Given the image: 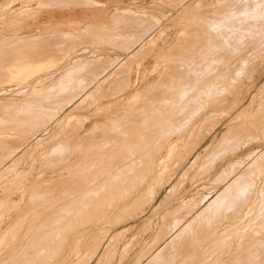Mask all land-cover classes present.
<instances>
[{
    "label": "rangeland",
    "instance_id": "obj_1",
    "mask_svg": "<svg viewBox=\"0 0 264 264\" xmlns=\"http://www.w3.org/2000/svg\"><path fill=\"white\" fill-rule=\"evenodd\" d=\"M47 1L0 0V208L16 192L29 198L0 219V264H264V0L90 1L130 12L99 29L69 6L84 24L48 37ZM26 62L51 67L20 82L11 73Z\"/></svg>",
    "mask_w": 264,
    "mask_h": 264
},
{
    "label": "bare ground",
    "instance_id": "obj_2",
    "mask_svg": "<svg viewBox=\"0 0 264 264\" xmlns=\"http://www.w3.org/2000/svg\"><path fill=\"white\" fill-rule=\"evenodd\" d=\"M38 1H40V0H38ZM67 1H68V0H66V1H62V2H67ZM71 1H72V0H71ZM71 1H70V2H71ZM84 1H85V0H84ZM84 1H83V2H84ZM86 1H87V2H90V1H88V0H86ZM43 2L45 3V1H43ZM47 2H48V1H47ZM47 2H46V3H47ZM51 2H52V1H51ZM75 2H76V1H75ZM77 2H78V1H77ZM79 2H80V1H79ZM81 2H82V0H81ZM72 3H73V1H72ZM72 3H71V5H70V7H74V6H75V4L73 3V5H72ZM84 3H85V2H84ZM97 3H98V2H97ZM257 3H258V2H257ZM42 4H43V3H42ZM48 4H50V3H47V5H48ZM79 4H80V3H79ZM81 4H83V3H81ZM88 4H90V3H88ZM245 4H246V3H245ZM245 4H244V5H245ZM39 5H40V7H42L41 4H39ZM51 5H52V4H50V6H51ZM57 5H58V4H56V6H57ZM63 5H64V4H63ZM65 5H67V4H65ZM65 5H64V6H65ZM86 5H87V4H86ZM90 5H91V4H90ZM100 5H101V4H100ZM255 5H256V4H255ZM263 5H264V4H263ZM53 6H54V4H53ZM98 6H99V4H98ZM103 6H104V5H103ZM252 6H254V5H252ZM256 6H257V5H256ZM260 6H261V5H260ZM78 7H79V6H78ZM96 7H97V6H96ZM101 7H102V6H101ZM246 7H247V6H246ZM246 7H245V8H246ZM43 8H44L43 11H46V10L48 9V7H44V6H43ZM51 8H52V7H51ZM97 8H98V7H97ZM245 8H244V9H245ZM260 8H261V7H260ZM246 9H247V8H246ZM256 9H257V8H256ZM258 9H259V8H258ZM41 10H42V9H41ZM116 10H117V9H116ZM249 10H250V9H249ZM254 10H255V9H254ZM261 10H262V9H261ZM263 10H264V9H263ZM118 11H119V13H120V16H119L118 12L116 13V15L118 14V16L121 17V13H122V14L124 13V15H125V13H129V12H130V9H129V10H121V9L119 10V9H118ZM247 11H248V10H247ZM250 11H251V10H250ZM252 11H253V9H252ZM36 12H37V11H36ZM243 12H244V11H243ZM262 12H263V11H262ZM250 13L252 14V12H250ZM260 13H261V11H260ZM31 14H33V13H31ZM258 14H259V13H258ZM261 14H262V13H261ZM261 14H260V15H261ZM112 15H113V14H112ZM126 15H127V14H126ZM256 15H257V14H256ZM129 16H130V15H129ZM244 16H245V15H244ZM252 16H253V15H252ZM123 17H124V16H123ZM137 17H138V16H137ZM128 18H129V17H128ZM131 18H132V17H131ZM135 18H136V17H134V19H135ZM138 18H140V17H138ZM141 18H142V17H141ZM110 19H112V18H110ZM125 19H126V18H125ZM113 20H115V18H114ZM125 21H126V20H125ZM133 21H134V20H133ZM120 22H121V21H120ZM135 22H136V21H135ZM248 22H249V21H248ZM248 22H247V23H248ZM254 22H255V20H254ZM114 23H115V22H114ZM126 23H127V22H126ZM128 23H129V22H128ZM138 23H139V21H138ZM147 23H148V22H147ZM132 24H133V23H132ZM143 24H144V23H143ZM143 24H142V25H143ZM252 24H253V23H252ZM252 24H251V25H252ZM128 25H129V24H128ZM142 25H141V27H142ZM144 25H145V24H144ZM103 26H104V25H103ZM103 26H101L100 28H103ZM132 26H133V25H132ZM96 27H97V26H96ZM135 27H136V26H135ZM144 27H146V26H144ZM234 27H235V26H234ZM41 28H43L41 34H42V35H46V36L48 37V35H49V34H48L49 29H48V27H47V23H44L43 25L41 24ZM104 28H105V27H104ZM138 28H139V26H138ZM90 29H91V28H90ZM117 29H118V28H117ZM130 29H131V28H130ZM122 30H123V29H122ZM78 31H79V28L72 29V32H78ZM105 31H106V30H105ZM109 31H110V30H109ZM119 31H120V30H119ZM62 32H63V31H62ZM66 32H69V31H66ZM97 32H98V31H97ZM99 32H100V31H99ZM116 32H117V31H116ZM134 32H135V31H134ZM63 33H64V32H63ZM63 33H62V34H63ZM69 33H70V32H69ZM86 33H87V32H86ZM91 33H92V32H91ZM119 33H121V32H119ZM47 34H48V35H47ZM50 34H51V33H50ZM56 34L59 35V33H56ZM72 34H73V33H72ZM84 34H85V33H84ZM111 34H112V33H111ZM133 34H134V33H133ZM145 34H146V33H145ZM42 35H41V36H42ZM60 35H61V33H60ZM63 35H64V34H63ZM68 35H69V34H67V36H68ZM108 35H109V34H108ZM112 35H113V34H112ZM114 35H115V34H114ZM41 36H40V37H41ZM49 36H51V35H49ZM53 36H56V35L54 34ZM75 36H77V35L75 34ZM75 36H74V37H75ZM79 36H80V35H79ZM102 36H103V35H102ZM138 36L140 37V35H138ZM141 36H142V35H141ZM143 36H144V35H143ZM143 36H142V37H143ZM80 37H81V36H80ZM114 37H115V36H114ZM5 38H7V37H5ZM55 38H56V37H55ZM92 38H93V37H92ZM22 39H23V38H22ZM45 39H47V38H45ZM56 39H57V38H56ZM67 39H68V38H67ZM73 39H74V38H73ZM80 39H81V38H80ZM28 40H29V39H28ZM53 40H54V38H53ZM71 40H72V39H71ZM114 40H115V39H114ZM23 41H24V40H23ZM23 41H22V42H23ZM44 41H45V40H44ZM85 41H86V40H85ZM112 41H113V40H112ZM115 41H116V40H115ZM2 42H3V40H2ZM4 42H5V40H4ZM66 42H67V41H66ZM80 42H81V41H80ZM118 42H119V41H118ZM136 42H137V41H136ZM136 42H135V43H136ZM12 43H13V42H12ZM52 43H53V41H52ZM59 43H60V42H59ZM64 43H65V42H64ZM106 43H107V42H106ZM132 43H133V41H132ZM135 43H133V44H135ZM60 44H61V43H60ZM73 44H74V43H73ZM83 44H84V43H83ZM83 44H82V45H83ZM88 44H91V43H88ZM125 44H126V43H125ZM133 44H132V45H133ZM8 45H9V44H8ZM75 45H76V44H75ZM86 45H87V44H86ZM111 45H112V44H111ZM114 45H115V44H114ZM116 45H117V44H116ZM132 45H131V46H132ZM6 46H7V45H6ZM33 46H34V45H33ZM39 46H40V44H39ZM48 46H49V45H48ZM50 47H51V46H50ZM118 47H120V46H118ZM129 47H130V46H129ZM11 48H12V47H11ZM19 48H20V47H19ZM32 48H33V47H32ZM40 48H41V47H40ZM47 48H48V47H47ZM76 48H77V47H76ZM117 49H118V48H117ZM123 49H125V48H123ZM2 50H3V49H2ZM21 50H22V49H21ZM31 50H32V49H31ZM42 50H43V49H42ZM54 50H56V49H54ZM67 50H68V49H67ZM130 50H131V49H130ZM10 51H11V50H10ZM28 52H29V50H28ZM32 52H33V51H32ZM65 52H66V51H65ZM13 53H14V51H13ZM19 53H20V52H19ZM42 53H43V52H42ZM58 53H59V52H58ZM161 53H162V52H161ZM9 54H10V53H9ZM47 54H48V52H47ZM49 54H50V53H49ZM16 55H17V54H16ZM93 55H94V54H93ZM217 56H218V55H217ZM54 57H55V56H54ZM63 57H65V56L63 55ZM98 57H99V56H98ZM101 57H102V56H100V59H101ZM124 57H125V56H124ZM106 58H109V57L106 56ZM217 58H218V57H217ZM26 59H27V58H26ZM29 59H30V58H29ZM47 59H48V58H47ZM47 59H46V60H47ZM83 59H84V58H83ZM100 59L97 58V60H98L97 63L100 61ZM111 59H112V58H111ZM211 59H213V58H211ZM49 60H50V59H49ZM60 60H61V59H60ZM79 60L81 61L80 58H76V59H75L76 64L72 61V62H73L72 65H75V66L78 65L77 63L80 62ZM101 60H104V59H101ZM109 60H110V59H109ZM116 60H117V59H116ZM179 60H182V59H179ZM214 60H215V59H214ZM223 60H224V59H223ZM2 61H3V60H2ZM27 61H28V60H27ZM51 61H52V60H51ZM77 61H78V62H77ZM84 61H85V60H84ZM89 61H91V60H89ZM85 62H86V61H85ZM91 62H92V61H91ZM109 62H110V61H109ZM182 62H183V60H182ZM215 62H216V61H215ZM2 63H3V62H2ZM35 63H36V62H35ZM53 63H54V62H53ZM80 63H81V62H80ZM87 63H88V62H87ZM87 63H84V64H87ZM93 63H94V62H93ZM176 63H177V62H176ZM178 63H179V62H178ZM183 63H184V62H183ZM188 63H189V62H188ZM219 63H220V62H219ZM89 64H90V63H89ZM216 64H217V63H215V65H216ZM55 65H56V64H55ZM57 65H58V64H57ZM91 65H93V64H91ZM94 65H95V64H94ZM192 65H193V64H192ZM210 65H211V64H210ZM83 66H84V65H83ZM87 66L89 67V65H87ZM184 66H185V65H184ZM188 66H189V65H188ZM206 66H208V65H206ZM211 66H212V65H211ZM8 67H9V66H8ZM12 67H13V66H12ZM50 67H51V64H50V63H46V62H45V63H44V62H43V63L40 62V63H38V64L36 63L35 65H34V64H30L29 62H28V63L26 62L25 64H23V70H22V72H20V71H18V72H13V73H11V75H12L15 79L20 80V82H21L22 79H24L25 77L28 78L30 74H32V73H36L37 71L47 70V69H49ZM70 67H71V66H70ZM92 67H93V66H92ZM214 67H215V66H214ZM73 68H74V66H73ZM80 68H81V67H80ZM93 68H94V67H93ZM106 68H107V67H106ZM190 68H191V67H190ZM198 68H199V67H198ZM209 68H210V66H209ZM211 68H212V67H211ZM8 69H9V68H8ZM90 69H91V68H90ZM94 69H95V68H94ZM108 69H109V68H108ZM165 69H166V67H165ZM202 69H204V68H202ZM10 70H11V69H10ZM10 70H9V72H10ZM75 70H76V69H75ZM87 70H88V69H87ZM87 70H86V71H87ZM95 70H96V69H95ZM211 70H212V69H211ZM213 70H214V68H213ZM11 71H12V70H11ZM31 71H32V72H31ZM88 71H89V70H88ZM96 71H97V70H96ZM96 71H95V72H96ZM203 71H204V70H203ZM67 72H70V71H67ZM93 72H94V70H93ZM195 72H196V71H195ZM197 72H198V71H197ZM197 72H196V74H197ZM199 72H200V71H199ZM0 73H3V72H0ZM41 73H42V72H41ZM104 73H105V72H104ZM207 73H208V72H207ZM6 74H7V73H6ZM63 74H65V72H63ZM66 74H68V73H66ZM72 74H73V73H72ZM93 74H95V73H93ZM99 74H100V73H99ZM194 74H195V73H194ZM196 74H195V75H196ZM201 74H202V73H200L199 75H201ZM1 75H2V74H1ZM9 75H10V74H9ZM61 75H62V74H61ZM61 75H60V79L58 78V82H59V84H60V81L62 80V78H64V77H61ZM69 75H71V74H69ZM182 75H183V74H182ZM217 75H218V74H217ZM73 76H74V75H73ZM196 76H197V75H196ZM206 76H207V75H206ZM160 77H161V76H160ZM179 77H180V76H179ZM199 77H200V76H199ZM14 78H12L11 81L13 80V82H14ZM69 78H70V77H69ZM122 78H123V77H122ZM168 78H169V77H168ZM177 78H178V77H177ZM200 78H201V77H200ZM42 79H43V78H42ZM64 79H66V78H64ZM64 79H63V80H64ZM84 79H85V78H84ZM156 79H157V78H156ZM218 79H219V78H218ZM220 79H221V78H220ZM69 80H70V79H69ZM71 80H72V78H71ZM82 80H83V79H82ZM196 80H197V79H196ZM214 80H215V79H214ZM216 80H217V79H216ZM223 80H225V79H223ZM223 80H222V81H223ZM86 81H87V80H86ZM124 81H125V80H124ZM220 81H221V80H220ZM62 82H64V81H62ZM70 82H71V81H70ZM80 82H81V81H80ZM82 82H83V81H82ZM84 82H85V81H84ZM160 82H162V81H160ZM163 82H164V81H163ZM178 82H179V81H178ZM193 82H194V81H193ZM198 82H199V81H198ZM217 82H218V81H217ZM0 83H1V82H0ZM7 83H8V82H7ZM7 83H6V84H7ZM47 83H48V82H47ZM52 83H54V81H53ZM71 83H72V82H71ZM73 83H74V81H73ZM91 83H92V82H91ZM157 83H158V82H157ZM165 83H166V82H165ZM202 83H203V82H202ZM202 83H201V84H202ZM48 84H50V83H48ZM170 84H171V83H170ZM173 84H174V82H173ZM190 84H191V83H190ZM196 84H197V83H196ZM13 85H15V84H13ZM51 85H52V84H50V85L47 87V89H48ZM71 85H72V84H71ZM74 85H75V84H74ZM159 85H160V84H159ZM165 85H166V84H165ZM171 85H172V84H171ZM175 85H176V84H175ZM220 85H222V84H220ZM17 86H18V85H17ZM54 86H55V85H54ZM82 86H83V85H82ZM154 86H155V85H154ZM160 86H161V85H160ZM179 86H180V85H179ZM189 86H190V85H189ZM198 86H199V85H198ZM216 86H217V85H216ZM225 86H226V85H225ZM240 86H241V85H240ZM2 87H3V86H2ZM51 87H52V86H51ZM62 87H63V86H62ZM64 87H65V86H64ZM73 87H74V86H73ZM83 87H84V86H83ZM130 87H131V86H130ZM130 87H129V88H130ZM177 87H178V85H177ZM192 87H193V86H192ZM194 87H195V86H194ZM32 88H33V87H32ZM37 88H38V87H37ZM45 88H46V87H45ZM67 88L69 89V87H67ZM81 88H82V87H81ZM85 88H86V87H85ZM157 88H158V87H157ZM174 88H175V87H174ZM196 88H197V87H196ZM199 88H201V87H199ZM212 88H213V87H212ZM222 88H223V87H222ZM2 89H3V88H2ZM35 89H36V88H35ZM35 89H34V90H35ZM60 89H62V88H60ZM108 89H109V88H108ZM144 89H145V88H144ZM159 89H160V88H159ZM170 89H171V88H170ZM241 89H242V88H241ZM40 90H42V89H40ZM43 90H44V89H43ZM43 90H42V91H43ZM65 90H66V89H65ZM74 90H75V89H74ZM122 90H123V89H122ZM136 90H138V89H136ZM163 90H164V89H163ZM171 90H172V89H171ZM174 90H175V89H174ZM180 90H181V89H180ZM188 90H189V87H188ZM188 90H187V88H186V91H188ZM194 90H196V89L193 88V91H194ZM37 91H38V90H37ZM62 91L65 92L64 90H62ZM79 91H81V90H79ZM182 91H183V90H182ZM190 91H192V90L190 89ZM220 91H221V89H220ZM238 91H239V90H238ZM3 92H4V91H3ZM3 92H2V93H3ZM43 92H44V91H43ZM66 92H67V91H66ZM69 92H70V91H69ZM107 92H108V91H107ZM134 92H135V91H134ZM136 92H137V91H136ZM173 92H174V91H173ZM173 92H172V93H173ZM177 92H178V91H177ZM180 92H181V91H180ZM180 92H179V94H181ZM224 92H225V90H224ZM28 93H29V92H28ZM33 93H34V92H33ZM37 93H38V92H37ZM108 93H109V92H108ZM146 93H147V92H146ZM192 93H193V92H192ZM39 94H40V92H39ZM74 94H75V93H74ZM110 94H111V92H110ZM115 94H117V93H115ZM187 94H188V93H187ZM189 94H190V93H189ZM214 94H215V92H214ZM219 94H220V93H219ZM222 94H223V92H222ZM28 95H29V94H28ZM30 95H31V94H30ZM36 95H37V94H36ZM52 95H53V93H52ZM113 95H114V94H113ZM134 95H136V94H134ZM165 95H166V94H165ZM210 95H211V94H210ZM216 95H218V94H216ZM216 95H215V96H216ZM220 95H221V94H220ZM45 96H46V95H45ZM64 96H65V95H64ZM78 96H79V95H78ZM159 96H160V94H159ZM180 96H181V95H180ZM180 96H179V97H180ZM185 96H186V95H185ZM187 96H188V95H187ZM25 97H26V96H25ZM25 97H24V98H25ZM193 97H194V96H193ZM31 98H32V97H31ZM45 98H46V97H45ZM49 98H50V97H49ZM54 98H55V97H54ZM62 98H63V97H62ZM64 98H65V97H64ZM119 98H120V97H119ZM135 98H137V95L135 96ZM185 98H186V97H185ZM190 98H191V96H190ZM201 98H202V97H201ZM72 99H73V98H72ZM75 99H76V98H75ZM130 99H131V98H130ZM179 99H180V98H179ZM193 99H194V98H193ZM195 99H196V98H195ZM45 100H46V99H45ZM163 100H164V99H163ZM185 100H186V99H185ZM189 100H190V99H189ZM201 100H202V99H201ZM9 101H10V100H9ZM12 101H13V100H12ZM17 101H18V100H17ZM17 101H16V102H17ZM28 101H29V100H28ZM28 101H27V102H28ZM230 101H231V100H230ZM1 102H2V101H1ZM10 102H11V101H10ZM14 102H15V101H13L12 104H13ZM22 102H23V101H21V104H22V105H24V104L26 103L25 101H24V104H23ZM220 102H221V101H220ZM222 102H223V101H222ZM227 102H228V101H227ZM4 103H5V101H4ZM4 103H3V104L1 103V104H2V107H5V106H3ZM18 103H19V102H18ZM42 103H43V102H42ZM46 103H47V102H46ZM48 103H49V102H48ZM59 103H60V102H59ZM228 103H229V102H228ZM241 103H242V102H241ZM5 104H6V103H5ZM7 104H8V102H7ZM7 104H6V105H7ZM16 104H17V103H16ZM19 104H20V103H19ZM21 104H20V106H21ZM32 104H33V103H32ZM35 104H36V103H35ZM63 104H64V103H63ZM226 104H227V103H226ZM25 105H26V104H25ZM45 105H46V104H45ZM135 105H137V104H135ZM151 105H152V104H151ZM154 105H155V104H154ZM195 105H196V104H195ZM221 105H223V104H221ZM9 106H10V104H9ZM28 106H29V105H27V107H28ZM31 106H32V105H31ZM37 106H38V105H37ZM64 106H65V105H64ZM98 106H99V105H98ZM118 106H119V105H118ZM129 106H130V105H129ZM152 106H153V105H152ZM162 106H163V105H162ZM178 106H179V105H178ZM181 106H182V105H181ZM2 107H0V109H3ZM6 107H7V106H6ZM25 107H26V106H25ZM133 107H134V106H133ZM144 107H145V106H144ZM188 107H189V106H188ZM204 107H205V106H204ZM9 108H10V107H9ZM31 108H32V107H31ZM152 108H153V107H152ZM209 108H210V107H209ZM6 109H7V108H6ZM18 109H19V108H18ZM38 109H39V108H38ZM135 109H136V108H135ZM139 109H140V108H139ZM145 109H146V108H145ZM183 109H185V108H183ZM183 109H182V110H183ZM186 109H187V108H186ZM201 109H202V108H201ZM211 109H212V108H211ZM22 110H23V109H22ZM60 110H62V109H60ZM132 110H133V109H132ZM157 110H158V109H157ZM175 110H176V109H175ZM182 110H181V111H182ZM195 110H196V109H195ZM197 110H198V109H197ZM199 110H200V109H199ZM199 110H198V111H199ZM214 110H215V109H214ZM23 111H24V110H23ZM38 111H39V110H38ZM40 111H41V110H40ZM44 111H45V108H44ZM146 111H147V110H146ZM154 111H155V110H154ZM183 111H184V110H183ZM200 111H201V110H200ZM206 111H207V110H206ZM36 112H37V111H36ZM42 112H43V111H42ZM42 112H41V113H42ZM51 112H52V111H51ZM172 112H173V111H172ZM175 112H176V111H175ZM193 112H195V111H193ZM3 113H4V112H3ZM13 113H14V112H13ZM22 113H23V112H22ZM27 113H28V112H27ZM29 113H30V111H29ZM153 113H155V112H153ZM166 113H167V112H166ZM182 113H183V112H182ZM207 113H208V112H207ZM20 114H21V113H20ZM43 114H44V112L42 113V115H43ZM123 114H124V113H123ZM176 114H178V113L176 112ZM183 114H185V113H183ZM9 115H10V114H9ZM15 115H16V114H15ZM42 115H41V116H42ZM44 115H46V114H44ZM53 115H55V114H53ZM157 115H158V114H157ZM165 115H167V114H165ZM13 116H14V115H13ZM16 116H17V115H16ZM33 116H34V115H33ZM38 116H39V115H38ZM41 116H40V117H41ZM48 116H49V114H48ZM158 116H159V115H158ZM160 116H161V115H160ZM167 116H168V115H167ZM167 116H165V117H167ZM174 116H175V115H174ZM26 117H27V116H26ZM42 117H43V116H42ZM44 117H45V116H44ZM131 117H132V116H131ZM176 117H177V116H176ZM179 117H180V114H179ZM179 117H178V119H179ZM182 117H183V116H182ZM185 117H186V116H185ZM28 118H29V116H28ZM30 118H31V117H30ZM32 118H33V117H32ZM46 118H47V117H46ZM122 118H123V117H122ZM146 118H147V117H146ZM154 118H155V117H154ZM174 118H175V117H174ZM191 118H192V117H191ZM199 118H201V117H199ZM47 119H48V118H47ZM49 119H50V118H49ZM120 119H121V118H120ZM167 119H168V118H167ZM15 120H16V119H15ZM43 120H44V119H43ZM125 120H126V119H125ZM125 120H124V121H125ZM139 120H140V119H139ZM192 120H193V119H192ZM19 121H20V120H19ZM23 121H24V120H23ZM120 121H121V120H120ZM186 121H188V120H186ZM186 121H185V123H186ZM12 122H13V121H12ZM12 122H11V123H12ZM39 122H40V121H39ZM151 122H152V121H151ZM165 122H166V121H165ZM168 122H169V121H168ZM174 122H175V121H174ZM183 122H184V120H183ZM189 122H190V121H189ZM193 122H194V121H193ZM8 123H9V122H8ZM33 123H34V122H33ZM36 123H37V122H36ZM36 123H35V124H36ZM107 123H108V122H107ZM116 123H117V122H116ZM126 123H127V122H126ZM171 123H173V122H171ZM185 123H184V124H185ZM187 123H188V122H187ZM187 123H186V124H187ZM191 123H192V122H191ZM194 123H195V122H194ZM4 124H5V123H4ZM6 124H7V123H6ZM18 124H19V123H18ZM24 124L26 125V123H24ZM24 124H23V125H24ZM28 124H29V123H28ZM77 124H78V123H77ZM134 124H135V123H134ZM175 124H176V123H175ZM195 124H197V122H196ZM195 124H194V125H195ZM38 125H39V124H38ZM124 125H125V124H124ZM181 125H182V124H181ZM181 125H180V126H181ZM188 125H190V124L188 123L186 126H188ZM200 125H201V124H200ZM5 126H7V125H5ZM16 126H17V125H16ZM39 126H40V125H39ZM39 126H38V127H39ZM129 126H130V125H129ZM137 126H138V125H137ZM157 126L159 127L160 125H157ZM161 126H162V125H161ZM169 126H170V124H169ZM172 126H173V124H172ZM172 126H171V128H172ZM178 126H179V125H178ZM182 126H183V125H182ZM186 126H184V129L186 128L185 131L188 129ZM20 127H21V126H20ZM25 127H26V126H25ZM35 127H36V126H35ZM93 127H94V126H93ZM107 127H108V126H107ZM110 127H111V126H110ZM118 127H119V126H118ZM124 127H125V126H124ZM164 127H165V126H164ZM12 128H14V127H12ZM23 128H24V127H23ZM36 128H37V127H36ZM40 128H41V127H40ZM42 128H43V127H42ZM128 128H129V127H128ZM162 128H163V127H162ZM167 128H168V126H167ZM171 128H170V129H171ZM176 128H177V127H176ZM233 128H234V127H233ZM29 129H30V128H29ZM101 129H102V128H101ZM116 129H117V128H116ZM137 129H138V128H137ZM151 129H152V128H151ZM154 129H155V128H154ZM158 129H159V128H158ZM163 129H164V128H163ZM165 129H166V128H165ZM173 129H175V128H173ZM184 129H182L181 131H183ZM196 129H197V127H196ZM231 129H232V128H231ZM18 130H19V129H18ZM90 130H91V129H90ZM178 130L180 131V129H176V132H175V131H174V132H175L176 134H177V133L181 134L182 132H178ZM192 130H194V129L192 128ZM21 131H22V130H21ZM24 131H25V130H24ZM26 131H27V130H26ZM53 131H54V130H53ZM96 131H97V130H96ZM132 131H133V130H132ZM166 131H167V129H166ZM169 131H171V130H169ZM33 132H34V131H33ZM120 132H121V131H120ZM144 132H145V130H144ZM161 132H162V131H161ZM174 132H173V133H174ZM188 132H189V130H188ZM195 132H196V131H195ZM100 133H101V132H100ZM131 133H132V132H131ZM164 133H165V132H164ZM169 133H170V132H169ZM169 133H168V134H169ZM173 133H172L171 135H173ZM189 133H190V132H189ZM42 134H43V133H42ZM84 134H85V133H84ZM86 134H89V133H86ZM86 134H85V135H86ZM105 134H106V133H105ZM117 134H118V133H117ZM127 134H128V133H127ZM142 134H143V133H142ZM135 135H136V134H135ZM181 135H183V134H181ZM184 135H185V134H184ZM186 135H187V134H186ZM186 135H185V136H186ZM188 135H189V134H188ZM223 135H224V134H223ZM86 136H87V135H86ZM106 136H107V135H106ZM114 136H115V135H114ZM117 136H118V135H117ZM117 136H116V137H117ZM130 136H131V135H130ZM130 136H129V137H130ZM156 136H157V135H156ZM169 136H170V135H169ZM169 136H168V137H169ZM174 136H175V134H174ZM224 136H225V135H224ZM158 137H160V136H158ZM161 137H162V136H161ZM161 137H160V138H161ZM165 137H166V135H165ZM165 137H164V138H165ZM168 137H166V138H168ZM170 137H172V136H170ZM182 137H183V136H182ZM187 137H188V136H186L185 138H187ZM190 137H191V136H190ZM190 137H189V138H190ZM104 138H105V137H104ZM107 138H108V137H107ZM131 138H132V137H131ZM134 138H135V137H134ZM146 138H147V137H146ZM152 138H153V137H152ZM176 138H177V137H176ZM179 138H180V137H179ZM179 138H177V139H179ZM222 138H223V137H222ZM136 139H137V137H136ZM161 139H162V138H161ZM168 139H169V138H168ZM36 140H37V139H36ZM117 140H118V139H117ZM117 140H115V141H117ZM164 140H165V139H164ZM179 140H180V139H179ZM179 140H178V141H179ZM222 140H223V139H222ZM78 141H79V140H78ZM104 141H105V140H104ZM115 141H114V142H115ZM162 141H163V140H162ZM180 141H181V140H180ZM182 141H184V140H182ZM36 142H37V141H36ZM120 142H121V141H120ZM152 142H153V141H152ZM159 142H160V141H159ZM159 142H158V143H159ZM220 142H221V141H220ZM80 143H81V142H80ZM94 143H95V142H94ZM176 143H177V142H176ZM179 143H180V142H179ZM218 143H219V142H218ZM5 144H6V143H5ZM153 144H154V143H153ZM181 144H183V143L181 142ZM221 144H222V143H221ZM82 145H83V144H82ZM98 145H99V144H98ZM120 145H121V144H120ZM146 145H147V144H146ZM155 145H156V144H155ZM168 145H169V144H168ZM96 146H97V145H96ZM114 146H115V145H114ZM116 146H117V145H116ZM121 146H122V145H121ZM157 146H158V144H157ZM172 146H174V144H173ZM172 146H171V147H172ZM179 146H180V145H179ZM217 146H218V145H217ZM217 146H216V148H217ZM220 146H221V145H219V147H220ZM82 147H83V146H82ZM82 147H81V148H82ZM140 147H141V146H140ZM142 147H143V146H142ZM150 147H152V146H150ZM168 147H169V146H168ZM174 147H175V146H174ZM174 147H173L172 149H174ZM242 147H243V146H242ZM42 148H43V147H42ZM62 148H63V147H62ZM64 148H65V147H64ZM64 148H63V149H64ZM83 148H84V147H83ZM115 148H116V147H115ZM125 148H126V147H125ZM1 149H2V148H1ZM4 149H5V148H4ZM69 149H70V148H69ZM122 149H123V148H122ZM167 149H171V148H167ZM176 149H177V148H176ZM18 150H19V149H18ZM38 150H39V149H38ZM64 150H65V149H64ZM81 150H82V149H81ZM132 150H133V149H132ZM159 150H160V149H159ZM14 151H15V150H14ZM16 151H17V149H16ZM30 151H33V149L30 150ZM40 151H41V150H40ZM65 151H66V150H65ZM69 151H70V150H69ZM176 151H177V150H176ZM222 151H223V150H222ZM57 152H58V151H57ZM61 152H62V151H61ZM133 152H134V151H133ZM154 152H155V151H154ZM171 152H172V151H171ZM214 152H215V151H214ZM49 153H50V152H49ZM49 153H48V154H49ZM58 153H60V151H59ZM62 153H63V152H62ZM84 153H85V152H84ZM131 153H132V152H131ZM136 153H137V152H136ZM136 153H135V154H136ZM152 153H153V151H152ZM167 153H168V152H167ZM169 153H170V150H169ZM211 153H212V152H211ZM211 153H210V154H211ZM221 153H222V152H221ZM38 154H39V153H38ZM38 154H37V155H38ZM40 154L42 155V153H40ZM67 154H68V153H67ZM82 154H83V153H82ZM90 154H91V153H90ZM93 154H94V153H93ZM117 154H118V153H117ZM119 154H120V153H119ZM164 154H165V153H164ZM172 154H173V152H172ZM174 154H176V153H174ZM213 154H214V153H213ZM88 155H89V154H88ZM129 155H130V154H129ZM131 155L133 156V154H131ZM155 155H156V154H155ZM155 155H154V156H155ZM159 155H160V154H159ZM162 155H163V154H162ZM208 155H209V154H208ZM252 155H253V154H252ZM78 156H79V155H78ZM92 156H93V155H92ZM136 156H137V154H136ZM136 156H135V157H136ZM143 156H144V155H143ZM151 156H152V155H151ZM262 156H263V155H262ZM19 157H20V156H19ZM45 157H47V156H45ZM48 157H49V155H48ZM64 157H65V156H64ZM82 157H83V156H82ZM166 157H168V156L166 155ZM171 157H172V155H171ZM214 157H215V156H214ZM15 158H16V157H15ZM84 158H85V157H84ZM137 158H138V157H137ZM141 158H142V157H141ZM141 158H140V159H141ZM147 158H148V157H147ZM161 158H162V157H161ZM163 158H165V157L163 156ZM41 159H42V158H41ZM88 159H89V158H88ZM127 159H128V158H127ZM157 159H158V158H157ZM159 159H160V158H159ZM169 159H170V158H169ZM172 159H173V158H172ZM57 160H58V158H57ZM129 160H130V159H129ZM207 160H208V159H207ZM13 161H14V160H13ZM39 161H41V160H39ZM42 161H43V160H42ZM59 161H60V160H59ZM74 161H75V160H74ZM92 161H93V160H92ZM121 161H122V160H121ZM141 161H142V160H141ZM162 161H163V159H162ZM3 162H4V160H3ZM43 162H44V161H43ZM56 162H57V161H56ZM78 162H79V161H78ZM82 162H83V161H82ZM138 162H139V161H138ZM155 162H156V164H157V161H155ZM254 162H256V161H254ZM116 163H117V161H116ZM120 163H122V162H120ZM124 163H125V162H124ZM134 163H135V162H134ZM158 163H159V162H158ZM201 163H202V162H201ZM204 163H205V162H204ZM204 163H203V164H204ZM52 164H53V163H52ZM67 164H68V163H67ZM71 164H72V163H71ZM118 164H119V163H118ZM171 164H172V163H171ZM256 164H257V163H256ZM133 165H135V164H133ZM133 165H131V166H133ZM139 165H140V163H139ZM139 165H138V166H139ZM158 165H159V164H158ZM160 165H161V163H160ZM166 165H167V164H166ZM172 165H173V164H172ZM204 165H205V164H204ZM46 166H47V165H46ZM63 166H64V165H63ZM70 166H71V165H70ZM121 166H122V165H121ZM124 166H125V165H124ZM124 166H122V168H123ZM140 166H142V164H141ZM149 166H151V165L149 164ZM167 166H168V165H167ZM167 166H166V167H167ZM228 166H229V165H228ZM12 167H13V166H12ZM12 167H11V168H12ZM67 167H68V166H67ZM127 167H128V166H126L125 168L127 169ZM129 167H130V166H129ZM129 167H128V168H129ZM151 167H152V166H151ZM156 167H157V165H156ZM156 167H154V168L156 169ZM161 167H162V166H161ZM161 167H160V168H161ZM163 167H164V166H163ZM163 167H162V168H163ZM199 167H200V165L198 166V168H199ZM203 167H204V166H203ZM206 167H207V165H206ZM0 168H1V167H0ZM2 168H3V167H2ZM64 168H65V167H64ZM122 168H121V169H122ZM139 168H140V167H139ZM152 168H153V167H152ZM158 168H159V166H158ZM200 168H201V167H200ZM204 168H205V167H204ZM49 169H50V168H49ZM68 169H69V168H68ZM119 169H120V167H119ZM166 169H167V168H166ZM262 169H263V168H262ZM2 170H3V169H2ZM2 170H1V171H2ZM56 170H57V169H56ZM128 170H129V169H128ZM132 170H133V169H132ZM137 170H138V169H137ZM145 170H147V169H145ZM149 170H150V168H149ZM152 170H153V169H152ZM160 170H161V169H160ZM197 170H198V169H197ZM197 170H196V171H197ZM222 170H223V169H222ZM260 170H261V169H260ZM1 171H0V172H1ZM58 171H60V170H58ZM122 171H123V170H122ZM129 171H130V170H129ZM129 171H127V172H129ZM154 171H155V170H154ZM157 171H158V170H157ZM166 171H167V170H166ZM200 171H201V170H199V171H197V172H200ZM257 171H258V170H257ZM2 172H3V171H2ZM124 172H125V171H124ZM152 172H153V171H152ZM250 172H251V170H250ZM54 173H55V172H54ZM67 173H69V172H67ZM144 173H145V172H144ZM148 173H149V172H148ZM155 173H156V172H155ZM253 173H255V172H253ZM135 174H136V173H135ZM152 174H153V173H151L150 175H152ZM59 175H60V174H59ZM155 175H156V174H155ZM155 175L153 174V176H155ZM0 176H1V175H0ZM68 176H69V175H68ZM145 176H146V175H145ZM156 176H157V175H156ZM247 176H248V175H247ZM36 177H37V176H36ZM72 177H73V176H72ZM103 177H104V176H103ZM127 177H128V176H126V178H127ZM135 177H138V176H135ZM146 177H147V176H146ZM149 177H150V176H149ZM244 177H246V176L244 175ZM15 178H16V177H15ZM21 178H22V177H21ZM26 178H27V177H26ZM129 178H130V177H129ZM133 178H134V177H133ZM144 178H145V177H144ZM196 178H197V177H196ZM240 178H241V177H240ZM242 178H243V177H242ZM251 178H252V177H251ZM256 178H257V177H256ZM48 179H49V178H48ZM50 179H51V178H50ZM50 179H49V180H50ZM64 179H65V178H64ZM121 179H122V178H121ZM136 179H138V178H136ZM146 179H147V178H146ZM148 179H149V178H148ZM151 179H152V177L150 178V180H151ZM192 179H193V178H192ZM192 179H191V180H192ZM22 180H23V179H22ZM27 180H28V179H27ZM27 180H26V181H27ZM33 180H34V179H33ZM115 180H116V178H115ZM126 180H127V179H126ZM153 180H154V179H153ZM29 181H32V180H29ZM47 181H48V180H47ZM141 181H142V180H141ZM143 181H145V180H143ZM143 181H142V183H139V184H143ZM148 181H149V180H148ZM34 182H35V181H34ZM154 182H155V181H154ZM238 182H239V181H238ZM107 183H108V182H107ZM128 183H129V182H128ZM133 183H134V182H133ZM240 183H241V182H240ZM27 184H28V183H27ZM120 184H121V183H120ZM126 184H127V183H126ZM134 184H135V183H134ZM238 184H239V183H238ZM32 185H33V184H32ZM36 185H37V184H36ZM104 185H105V184H104ZM113 185H114V184H113ZM127 185H128V184H127ZM148 185H149V184H148V182H147V180H146V184L143 185L142 188H140V185H139V186L137 185L139 188H137V189L135 188V189H136V191H137L138 194H139L140 192L143 193L142 191H143L144 188H145L146 186H148ZM18 186H19V185H18ZM18 186H16V187H18ZM101 186H102V185H101ZM101 186H100V188H104V187H101ZM117 186L120 187L119 185L116 184V187H117ZM123 186H124V185H123ZM239 186H240V185H239ZM13 187H14V186H13ZM22 187H23V186H22ZM34 187H35V185H34ZM40 187H41V186H40ZM109 187H110V185H109ZM129 187H130V185H129ZM149 187H150V186H149ZM253 187H254V186H253ZM24 188H26V187H24ZM105 188H106V186H105ZM146 188H147V187H146ZM243 188H244V187H243ZM1 189H3V188H1ZM14 189H15V187L13 188V190H14ZM19 189H20V188H19ZM106 189H107V188H106ZM110 189H111V188H110ZM110 189H109V190H110ZM129 189H130V188H129ZM13 190H12V191H13ZM16 190H17V189H16ZM20 190H21V189H20ZM41 190H42V189H41ZM101 190H102V189H101ZM113 190H114V189H113ZM115 190H116V189H115ZM127 190H128V189H127ZM133 190H134V189H133ZM145 190H146V189H145ZM34 191H35V190H34ZM34 191H33V192H34ZM107 191H108V190H107ZM147 191H148V190H147ZM240 191H241V190H240ZM36 192H37V191H36ZM104 192L106 193V191H104ZM116 192H117V191H116ZM116 192H115V193H116ZM126 192H127V191H126ZM115 193H114V194H115ZM118 193H119V192H118ZM137 193H136V194H137ZM141 193H140V194H141ZM98 194H99V193H98ZM103 194H104V193H103ZM138 194H137V195H138ZM226 194H227V193H226ZM241 194H242V193H241ZM241 194H240V195H241ZM14 195H19V199L16 198L15 196H14V197L11 196V197L6 198V199L2 202V206H1V208H0V209H1V212H0V219H1V220H2V219L5 220V217H8V218H9L10 215H12L13 213H16L18 210H20L21 208H23V207L27 204V202H29V201H27L29 198H27V200H26V198L24 197V195H25L24 191L16 192ZM36 195H37V193H36ZM111 195H112V194H111ZM143 195H144V194H143ZM145 195H146V194H145ZM34 196H35V194H34ZM40 196H41V195H40ZM99 196H100V194H99ZM99 196H98V197H99ZM101 196H102V195H101ZM107 196H108V195H107ZM119 196H120V195H119ZM124 196H125V195H124ZM126 196H127V197H125L126 199L123 201V203L121 202L122 204L119 202V203L122 205V207H123L124 205H126L127 203H129L128 201L131 200L130 198H132V199L134 198V197H131V196H132V192H131V194H130V192H129V194L126 195ZM135 196H136V195H135ZM32 197H33V196H32ZM32 197H31V198H32ZM92 197H93V196H92ZM103 197H104V196H103ZM109 197H110V196H109ZM140 197H141V196H140ZM220 197H221V196H220ZM220 197H219V198H220ZM223 197H224V196H223ZM90 198H91V197H90ZM105 198H106V197H105ZM105 198H104V199H105ZM142 198H143V197H142ZM142 198H141V200H142ZM32 199H33V198H32ZM32 199H31V200H32ZM77 199H78V198H77ZM81 199H82V198H81ZM88 199H89V198H88ZM96 199H97V198H96ZM98 199H99V198H98ZM137 199H139V197H138ZM144 199H145V198H144ZM74 200H75V199H74ZM79 200H80V199H79ZM100 200H102V199H100ZM107 200H108V199H107ZM111 200H112V199H111ZM35 201H37V200H35ZM75 201H77V200H75ZM91 201H92V200H91ZM91 201H90V202H91ZM131 201H132V200H131ZM131 201H130V202H131ZM139 201H140V199H139ZM220 201H221V200H220ZM39 202H40V201H39ZM71 202H72V201H70V203H71ZM77 202H78V201H77ZM80 202H82V201H80ZM80 202H79V203H80ZM87 202H88V201H87ZM109 202H110V201H109ZM113 202H115V201H113ZM68 203H69V202H68ZM105 203H106V202H105ZM107 203H108V202H107ZM140 203H141V202H140ZM28 204H29V203H28ZM32 204H33V202H32ZM35 204H36V203H35ZM35 204H34V205H35ZM37 204H38V203H37ZM62 204H63V203H62ZM77 204H78V203H77ZM213 204H214V203H213ZM84 205H85V204H84ZM97 205H98V204H97ZM99 205H100V203H99ZM121 205H120V208H121ZM29 206H30V205H29ZM38 206H39V205H38ZM91 206H92V205H91ZM118 206H119V205H117V206L115 205V207H110V208H107V209L105 208L106 210L102 209V210H103L102 212H101V211H99V212L97 211L98 213L95 214V217H92V218H96V220H97V219H99V218L101 217V218L104 219V217H107V216L110 215V214L112 215L115 211H117V210L119 209ZM132 206H133V205H132ZM68 207H69V206H68ZM94 207L96 208L95 203H94ZM97 207L99 208V206H97ZM130 207H131V206H130ZM30 208H31V207H30ZM33 208H34V207H33ZM86 208H87V206H86ZM88 208H89V207H88ZM34 209H35V208H34ZM100 209H101V208H100ZM23 210H24V208H23ZM25 210H26V209H25ZM27 210H28V209H27ZM29 210H30V209H29ZM92 211H93V210H92ZM120 212H121V211H120ZM123 212H124V211H123ZM27 213H29V212H27ZM104 213H105V214H104ZM126 213H127V212H125V215H127ZM16 214H17V213H16ZM16 214H15V215H16ZM25 214H26V213H25ZM118 214H119V213H118ZM120 214H121V213H120ZM111 215H110V216H111ZM113 215H114V214H113ZM120 216H121V215H120ZM10 218H11V217H10ZM107 218H108V217H107ZM169 218H170V217H169ZM170 219H171V218H170ZM170 219H169V220H170ZM178 219H179V218H178ZM94 221H95V220H94ZM102 221H103V220H102ZM111 221H112V220H111ZM91 222H92V221H91ZM91 222H90V223H91ZM98 222H99V221H98ZM174 222H175V221H174ZM94 223H95V222H94ZM101 223H102V222H101ZM172 224H173V223H172ZM94 225H95V224H94ZM102 225H103V224H102ZM173 225H174V224H173ZM84 226H85V225H84ZM96 226H97V222H96V225L94 226V228H97V227H98V226H97V227H96ZM167 226H168V225H167ZM258 226H259V225H258ZM88 227H89V226H88ZM37 228H38V227H37ZM91 228H93V226H92ZM102 229H103V228H102ZM41 230H42V229H41ZM90 230H91V229H90ZM90 230H89V231H90ZM92 230L95 231L94 229H92ZM258 231H260V230H258ZM91 232H92V231H91ZM88 233H89V232H88ZM92 233H93V232H92ZM257 233H258V232H257ZM35 235H36V233H35ZM83 235H84V234H83ZM89 236H90V235H89ZM253 236H254V235H253ZM57 237H58V236H57ZM64 237H65V236H64ZM251 237H252V235H251ZM57 240H58V239H57ZM65 241H66V239H65ZM250 243H251V242H250ZM258 243H259V242H258ZM57 245H58V244H57ZM62 245H63V244H62ZM61 247H62V246H61ZM61 247H60V248H61ZM246 247H247V246H246ZM247 248H248V247H247ZM94 250H95V248H94ZM244 250H245V249H244ZM92 251H93V250H92ZM262 251H263V250H262ZM0 252H1V251H0ZM96 252H97V251H96ZM246 256H247V255H246ZM249 256H250V255H249ZM32 257H33V256H32ZM253 257H254V256H253ZM50 258H51V257H50ZM233 258H234V257H233ZM249 258H250V257H249ZM35 259H36V258H35ZM32 260H33V259H32ZM34 262H35V261H34ZM232 262H233V261H232ZM263 262H264V261H263ZM28 264H29V263H28Z\"/></svg>",
    "mask_w": 264,
    "mask_h": 264
},
{
    "label": "crops",
    "instance_id": "obj_3",
    "mask_svg": "<svg viewBox=\"0 0 264 264\" xmlns=\"http://www.w3.org/2000/svg\"><path fill=\"white\" fill-rule=\"evenodd\" d=\"M63 1H66V0H63ZM70 1L71 0H68L67 2H62V0H52V2H49L48 1L47 3H50L52 5L50 6V4H48V9L47 10L59 9L61 11H65V9L67 10L68 9L67 7H69L71 5L72 1H73V3L75 4V6L74 7H71L72 8L71 10L72 11H74L75 9L81 10L82 11V15L85 18V20L86 21H88V20L90 21L88 23V26H92V25L93 26H97V28H99V29H104V27L107 24V23L106 24H99V20L100 19H104V18H107V17L114 19L118 15V14L116 15L117 10L111 16L108 13V11L106 10V8L99 9L98 10V9H94V8L87 7L86 4H88V3H87L86 0L85 1L82 0V2H81V0H72L71 2ZM89 1L98 2V3H101V4L105 5L104 2L99 1V0H89ZM73 3H72V5H73ZM81 3H83V4H81ZM53 4H54V6H53ZM56 4H58V5L56 6ZM63 4L64 5L67 4V5L64 6ZM54 10L48 11L47 14L45 15V18H44L45 21H47V27H48L49 30L55 29L53 31H56V32H62V31L63 32H66L65 30H58V28L61 27V24L62 23L63 24H68L67 26L72 30V29L80 28V26H82L84 24V22H85V21H83V19L82 20H78L76 18L77 16L74 17V16L70 15L66 11L61 14V12L54 11ZM61 20H62V22L59 23L58 21H61ZM101 26H103V28H100Z\"/></svg>",
    "mask_w": 264,
    "mask_h": 264
}]
</instances>
